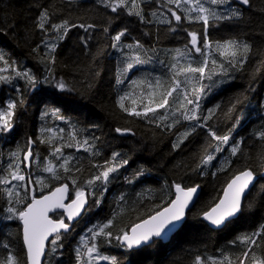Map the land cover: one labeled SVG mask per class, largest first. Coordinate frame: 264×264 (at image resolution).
Wrapping results in <instances>:
<instances>
[{"label":"trees","instance_id":"1","mask_svg":"<svg viewBox=\"0 0 264 264\" xmlns=\"http://www.w3.org/2000/svg\"><path fill=\"white\" fill-rule=\"evenodd\" d=\"M157 2L150 0L144 5V14L149 19L150 11ZM211 7L225 14L238 9L241 16L231 21L212 22L208 29L209 37L220 41L229 38L244 40L252 46V53L242 68L217 72L211 79L202 81L208 87L205 88L207 97L200 111L219 104V110L208 124L218 135L227 134L231 129L230 143L243 138V154L230 157L228 146H224L225 151L218 154L216 161L198 168L210 140L203 129L198 128L179 148L174 147L179 135L196 121H181L169 130L159 122L130 115L119 107L120 90L116 80L125 64L122 61L119 63L117 55L120 51L111 45L112 37L127 28L121 45L139 41L143 45L140 55L145 50L152 53L153 49L183 48L188 41V32L202 31L200 23L183 22L179 27L155 22L146 24L123 10L113 13L100 0H0V51L7 53L9 63L15 62V70L9 68L0 72V75L12 77L10 81H0V107L9 98H21L16 89L22 93L23 99L13 117L14 127L9 132H0V169L7 168L11 160L9 154L18 146L24 148L30 137L37 141L32 150L38 159L33 161L30 171L23 164L20 167L25 172H31L33 177L46 178L48 186L43 188L42 193L39 191L41 186L35 185L37 195L66 182L72 198L74 186L71 181L66 178L60 181L50 179L42 168L47 160L52 159L53 146L74 143L71 139L73 130L77 140L88 138L94 145L92 151L63 148L65 157H74L69 175L77 179L78 185L99 174L103 167L94 165L104 166L105 160H111L113 153L120 154L117 160L128 161L127 165L110 174L107 191H103L104 185L100 181L90 188L93 194L88 198L84 214L71 224L69 231L61 233L55 251L50 244L47 246L43 264H78L76 249L84 251L82 238L90 235L87 230L93 224L105 223L108 219H113L109 229L113 233L111 243L106 242L104 237L94 242L102 255L116 257L117 264H194L197 256L218 258L221 253L229 256L233 264H239L243 258L245 248L230 244V241L238 235L255 231L264 223V159H261L264 141L254 135L264 127V0H250L248 6L241 5L238 0H229L228 5ZM42 8L49 9L51 23L66 19L70 25H77L68 30L65 39L57 42L55 64L51 65L55 78L63 79L70 90L60 91L54 87V82L32 88L23 78L15 77V71L25 69H31L41 80L49 75L43 60L49 56L50 50L45 45L56 33H44L36 27ZM80 24L96 27L86 32L78 27ZM172 27L176 30H170ZM82 37L88 41L87 45ZM124 50L131 54L137 51L135 48ZM213 55L219 62H224L222 57ZM0 68H4L3 62H0ZM49 79H52L51 75ZM234 103L235 108L229 112ZM125 105L131 107L130 101H125ZM54 110H58L63 119L54 115ZM45 112L47 116H44ZM171 122V119L167 121ZM41 128L63 129V140L54 139V144L40 143L41 136L47 139L50 135L42 134ZM116 128L131 129V132L117 133ZM208 151L211 152V149ZM225 158L231 159V166L217 172L216 168ZM53 162L58 164L60 160ZM76 168L80 171H75ZM246 168L257 172L258 179L243 200L242 213L220 229L211 228L204 221L203 212L218 200L227 182ZM137 172L142 175L136 176ZM58 174L64 175L62 171ZM4 175L6 173L0 171V177ZM175 183L184 187L200 185L201 191L196 203L187 212L185 222L169 241L154 239L149 245L130 250L115 239L138 221L165 207L174 197ZM121 195L124 196L123 201L119 199ZM6 199L0 191V240L8 243L13 254L23 257L25 248L21 224L19 220L5 218L8 215ZM97 201L100 202L98 206ZM249 204L251 207H248ZM60 244L63 247H59ZM6 255L7 252L0 246V259ZM253 255L264 259V238L252 246L245 264H253ZM84 259L86 261L87 257ZM100 261L96 264H111L110 260Z\"/></svg>","mask_w":264,"mask_h":264},{"label":"snow or ice","instance_id":"2","mask_svg":"<svg viewBox=\"0 0 264 264\" xmlns=\"http://www.w3.org/2000/svg\"><path fill=\"white\" fill-rule=\"evenodd\" d=\"M149 2L150 0H100V3L113 13L118 12V10H123L129 16H135L146 24L155 22L179 27L183 22L200 23L202 25V31L188 32V41L184 44L183 49L177 48L174 50L175 56L173 59L175 62L170 65L171 78L169 81L162 82L159 77L154 78V81L147 79L131 81L134 87L140 88V95L133 98V93L125 92L124 95L119 97V107L130 115L149 119L153 123L159 122L169 130L181 121H196L190 129L179 135L174 147L179 148L198 128L203 129L208 137H210V140L204 149L206 154L201 157L198 168L209 166L213 161H216L218 154L225 151L224 146H228L230 157L243 154L241 147L244 143L243 138L230 143L232 141L231 129L227 134L218 135L213 127L208 124V121L219 110L220 105L216 104L204 112L200 111V98L204 95L205 88L208 87L202 81L211 79L217 72L226 73L233 68H242L248 61L249 54L252 53V46L244 40L229 38L220 41L213 40L208 35V29L212 26V22L231 21L233 18L240 17L241 12L238 9H232L230 14H225L218 11L217 8L211 7L228 5L229 0H158L155 8L150 11L151 19H149L144 14V5ZM239 3L248 6L250 5V0H239ZM51 21L52 14H50L49 9L42 8L37 17L36 27L44 33H56L54 37L50 38L51 42L45 45L49 48L50 53L43 60L48 68V74L52 76V79H49V75H46L41 80L32 73L31 69L15 71V77L23 78L32 88H36L38 85L45 83L53 84L54 82L56 89L66 91L70 90L67 83L63 79L55 78L51 65L55 64L54 51L59 46L57 42L65 39L68 30L72 27H77V25H70L66 19L59 23H51ZM78 27L87 32L89 29H94L96 25L80 24ZM176 27H172L170 30L175 31ZM104 31H107V29H104ZM127 32V28L117 32L112 37L113 43L111 46L113 48L120 47L121 39ZM81 39L87 45L88 41L83 37ZM134 48L137 49L135 53H123L127 57V61L125 67L120 70V76L125 75L134 65L146 62L141 59L138 51L143 48V45L139 41H136L134 44L128 43L123 45V49L131 50ZM213 53L217 54L218 57H222L224 62H219ZM196 54L199 55V59H196ZM6 56L7 53L0 51V62L4 64V68H0V72L13 68L15 64L14 61L9 63ZM225 64H227V67ZM13 70L15 69L13 68ZM11 79L12 77L0 75V81H10ZM116 83L124 84V80L118 76ZM16 91L21 98L19 100L9 98L6 104L0 107V132H9L14 127L13 117L15 116L16 109L18 104H23L22 93L19 92V89H16ZM127 100H130L131 107L125 105V101ZM234 108L235 103L229 108V112ZM53 114L63 119V117L58 115V110H54ZM47 115L48 113L45 112L44 116ZM169 119H171V123H167ZM63 131V129L41 128L40 132L42 134L48 133L50 135L47 139L41 136L39 142L54 144V139L63 140ZM115 131L124 134L131 132V129L116 128ZM254 135L260 141H264V127ZM71 139L74 143L69 142L66 145L60 144L59 146H53L51 151L52 159L47 160L42 168V172L48 173V178L50 179L60 181L66 178L71 181V184L74 186L71 199H69L70 190L68 183H62L60 186L52 188L47 195H37L35 185L41 186L39 191L42 193L43 188L48 186L45 183L46 178L43 176L33 177L31 172H25L20 167L23 164L25 168L30 169L33 161L38 159L32 150V145L37 143V141L32 140L30 137L24 148L18 146L15 151L9 154L11 160L7 168L0 169V171L6 173V175L0 177V191L6 196L7 199L5 202L8 204L6 208L8 215L5 218L22 222L21 234L25 247L24 255L20 257L13 254V251H9L8 243L0 240V246L7 252V255L0 259V264H42V260L46 256V247L50 244L52 250L55 251L57 242L61 240L62 231L66 232L69 229V224L65 223V219L72 221L85 209L89 196L93 194L90 188L95 186L97 181H100L104 185L103 191H107L106 185L109 181L110 174L128 164L127 160H117L120 155L119 153H113L111 160H105L104 166L94 165V167L98 168L103 167V170L99 174L93 175L90 179H85L78 185L77 179L69 175L72 171L70 164L74 157H65L63 148L66 146L68 148L75 147L78 150L84 149L85 151H92L94 145L89 142L88 138H84L82 141L77 140L75 130L71 133ZM209 148L211 152L208 151ZM21 153H23V158H21ZM261 159H264V155L261 156ZM56 160H60V162L58 164L54 163L53 161ZM231 164V159L225 158L220 163V166L216 168V171H225ZM61 171L64 174L63 176L58 174ZM75 171L79 172L80 169L76 168ZM213 174L215 175V172ZM257 174L251 168H246L239 171L238 174H235L227 182L218 200H216L209 210L203 212V218L215 226L222 227L227 222H230L232 218L241 214L243 211L242 201L245 192L249 190ZM139 175H142V173L137 172L136 176ZM8 177H11V179ZM13 181L20 183L14 184ZM198 188L199 185L184 187L180 183H175V198L169 200L167 206L155 211L140 223L132 226L130 229L131 234L129 232H122L115 239L124 246L132 248L150 241L153 237L166 236L169 232L175 230L184 219L186 209H188L189 204L193 201ZM119 199L123 201L124 196L121 195ZM66 200L69 202L65 203ZM99 203L97 201V206ZM248 207H251V205L249 204ZM50 213L56 218L53 219L49 215ZM112 224L113 219H108L105 223L93 224L87 230L90 235L82 238L84 241V251L81 252L79 248L76 249L78 264H96L100 260H110L111 264H117L116 257L102 255L97 244L94 242L97 238L104 237L106 242L111 243L110 238L113 233L109 229ZM261 238H264V223L260 224L255 231L238 235L234 240L230 241V244L240 245L245 248L242 252L243 258L239 260V264H245L249 253L252 252V246L257 245L258 240ZM59 247H63V245L60 244ZM85 256L87 257L86 261L84 259ZM209 262L210 264H233L230 257L223 253L218 258L197 256L194 264H209ZM253 264H264V259H257L253 255Z\"/></svg>","mask_w":264,"mask_h":264},{"label":"rangeland","instance_id":"3","mask_svg":"<svg viewBox=\"0 0 264 264\" xmlns=\"http://www.w3.org/2000/svg\"><path fill=\"white\" fill-rule=\"evenodd\" d=\"M117 49L120 51L119 55H117L119 63L120 61H122L125 64L127 61V57L124 56L123 53L127 51L123 49V45H121ZM175 49L177 48H163L161 50L152 51V53L147 50L143 51L144 54H141V59L145 60L146 62L143 64L134 65V67L123 76L119 75V78L124 80V84H117V88L120 90V96L124 95L125 92L133 93V98L138 97L140 95V88L134 87L131 84V81L133 80L147 79L154 81V78L159 77L162 82L169 81L171 78L170 65L171 63L175 62L173 59L175 56ZM138 51L141 50L139 49ZM196 59H199L198 54H196ZM202 97L203 98L200 99L201 106L204 99L207 97V94L205 93Z\"/></svg>","mask_w":264,"mask_h":264},{"label":"water","instance_id":"4","mask_svg":"<svg viewBox=\"0 0 264 264\" xmlns=\"http://www.w3.org/2000/svg\"><path fill=\"white\" fill-rule=\"evenodd\" d=\"M238 2H239V0H238ZM33 146V145H32ZM31 169V168H30ZM30 169L29 168H26V170H28V171H30ZM236 174H238V173H236ZM258 179V175H257V177H256V179L254 180V182H253V184L252 185H250V188H249V190H246V192H245V196H244V198L248 195V193L250 192V190L252 189V187H253V185L255 184V182H256V180ZM229 182V181H228ZM63 183H66V182H63ZM62 184V183H61ZM61 184H59V185H57L56 187H58V186H60ZM196 186V185H195ZM191 187H193V186H191ZM69 190H70V187H69ZM51 191V190H50ZM50 191H48V192H46V193H44V195H47ZM200 191H201V187H200V185H199V188H198V191H197V193L195 194V196H194V199H193V201L189 204V207H188V209H186V215H187V212L194 206V204L196 203V201H197V199H198V196H199V194H200ZM173 192H174V197H173V199L175 198V195H176V193H175V189H174V186H173ZM223 193V192H222ZM39 196V195H38ZM69 199H70V196H69ZM244 200V199H243ZM69 201L68 200H66L65 201V203H68ZM242 203H243V201H242ZM88 204H89V201H87V204L85 205V209H86V207L88 206ZM167 206V205H166ZM85 209L80 213V215L79 216H77V217H75L72 221H68L67 219H65V223H68L69 224V229L67 230V231H69L70 229H71V224L72 223H75V222H77L81 217H82V215L84 214V211H85ZM161 210V209H160ZM50 216H52V214L50 213L49 214ZM186 215H185V217H184V219L179 223V225L176 227V229L175 230H173L172 232H169L166 236H162V237H153L150 241H148V242H146V243H142L141 245H138V246H134V247H132V248H128V249H130V250H132V249H137V248H141V247H143V246H146V245H149L154 239H160V240H162V241H164V242H167V241H169V239H170V237L177 231V230H179L180 229V227L183 225V223L185 222V219H186ZM238 216V215H237ZM236 216V217H237ZM236 217H234V218H236ZM52 218H53V216H52ZM147 218V217H146ZM146 218H144V219H146ZM234 218H232V219H234ZM53 219H55V218H53ZM204 219V218H203ZM231 219V220H232ZM143 220V219H142ZM142 220H140V221H138L137 223H140ZM204 221L211 227V228H213V229H220V228H222V227H220V226H215V225H213V224H211L210 222H208V221H206L205 219H204ZM137 223H135V224H137ZM20 224H21V229H22V222L20 221ZM134 224V225H135ZM134 225H132V226H134ZM131 226V227H132ZM131 227L129 228V230L127 231V232H129V234H131L130 233V229H131ZM66 231V232H67ZM62 232H64V231H62ZM51 239V238H50ZM123 245V244H122ZM25 248V247H24ZM46 251H47V247H46ZM44 259L45 258H43V260H42V264H43V262H44Z\"/></svg>","mask_w":264,"mask_h":264},{"label":"bare ground","instance_id":"5","mask_svg":"<svg viewBox=\"0 0 264 264\" xmlns=\"http://www.w3.org/2000/svg\"><path fill=\"white\" fill-rule=\"evenodd\" d=\"M183 186V185H182ZM56 187V186H55Z\"/></svg>","mask_w":264,"mask_h":264}]
</instances>
